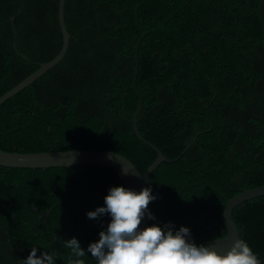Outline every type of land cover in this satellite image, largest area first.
Returning a JSON list of instances; mask_svg holds the SVG:
<instances>
[{"label": "trees", "instance_id": "obj_1", "mask_svg": "<svg viewBox=\"0 0 264 264\" xmlns=\"http://www.w3.org/2000/svg\"><path fill=\"white\" fill-rule=\"evenodd\" d=\"M59 1L0 0V97L61 51ZM260 2L66 0L69 50L0 107V149L114 152L144 175L157 153L134 131L138 61V129L169 160L149 180L157 198L148 227H186L196 245L225 238V205L264 186ZM121 186L103 167H0V264H21L34 246L38 257L47 251L68 264L72 238L85 264H97L87 249L102 230L83 210L106 206L109 189ZM232 215L264 264V196Z\"/></svg>", "mask_w": 264, "mask_h": 264}, {"label": "clouds", "instance_id": "obj_2", "mask_svg": "<svg viewBox=\"0 0 264 264\" xmlns=\"http://www.w3.org/2000/svg\"><path fill=\"white\" fill-rule=\"evenodd\" d=\"M122 172L133 174L123 166ZM156 198L150 187L140 192L122 186L112 187L104 200L106 206L87 213L93 220L111 217L107 230L99 233V241L91 243L87 249L97 264H260L257 255L243 239H236L227 254L221 255L209 246L190 242V229L183 226L175 230V226L169 223L163 228L153 225L141 230L146 213L148 219L155 220L148 207ZM64 247L70 250L68 264H85L82 257L86 251L78 239L64 241ZM37 251V247H32L30 255L21 264H55V253L45 251L38 257Z\"/></svg>", "mask_w": 264, "mask_h": 264}, {"label": "water", "instance_id": "obj_3", "mask_svg": "<svg viewBox=\"0 0 264 264\" xmlns=\"http://www.w3.org/2000/svg\"><path fill=\"white\" fill-rule=\"evenodd\" d=\"M65 5L66 0L59 1L58 19L63 37V45L59 54L50 62L39 64L40 68L27 77L24 81L11 89L9 92L0 97V107L9 99L29 87L38 78L43 76L46 72L58 65L65 57L69 50L71 35L67 30L65 22ZM260 16L262 20L263 32H264V0L260 2ZM14 21V18H11ZM141 41L139 42V44ZM138 77V61L137 68L134 77V85L140 96V103L133 116L134 131L138 139L145 144L149 145L156 153L157 158L148 168L146 173L142 175L134 164L126 157L107 151H85V150H71V151H59V152H44V153H19L16 150L14 152H5L0 149V167L14 168V169H49V168H71L77 166H91V167H103L114 170L122 181L123 187L126 189L140 192L142 189L149 186V180L153 172L163 163L168 162L163 153L154 145L150 144L139 132L137 121L143 106V95L141 90L137 88ZM122 166L133 174L125 175L122 172ZM264 196V186L246 190L243 193L232 198L224 208V219L227 228V235L225 238L217 239L218 241H226L217 243L215 240L207 241L199 245L209 246L213 250H216L218 254L225 255L231 249L233 242L236 239H240V234L236 222L233 219V210L235 207L246 201ZM34 211L38 212L37 208ZM87 221L94 224L98 229L106 231L110 222L99 224L93 219H89L87 211L83 210ZM148 212L150 209L148 207ZM50 213L47 212L46 216ZM149 226V219L147 213L142 220L140 229L144 230ZM56 241V240H55ZM197 245V246H199ZM259 260V259H258ZM260 261V260H259ZM260 264L261 261H260Z\"/></svg>", "mask_w": 264, "mask_h": 264}]
</instances>
